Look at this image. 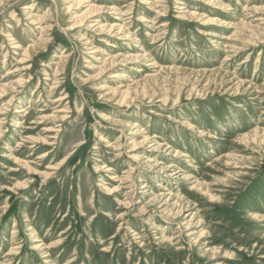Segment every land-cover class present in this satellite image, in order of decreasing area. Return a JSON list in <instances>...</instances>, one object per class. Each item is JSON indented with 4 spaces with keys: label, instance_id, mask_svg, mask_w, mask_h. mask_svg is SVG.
Here are the masks:
<instances>
[{
    "label": "rangeland",
    "instance_id": "obj_1",
    "mask_svg": "<svg viewBox=\"0 0 264 264\" xmlns=\"http://www.w3.org/2000/svg\"><path fill=\"white\" fill-rule=\"evenodd\" d=\"M0 264H264V0H0Z\"/></svg>",
    "mask_w": 264,
    "mask_h": 264
},
{
    "label": "bare ground",
    "instance_id": "obj_2",
    "mask_svg": "<svg viewBox=\"0 0 264 264\" xmlns=\"http://www.w3.org/2000/svg\"><path fill=\"white\" fill-rule=\"evenodd\" d=\"M71 8V7H70ZM30 17V16H29ZM125 76H127V75H123V78L125 77ZM22 111V110H21ZM152 149V148H151ZM171 176V175H170ZM145 211V210H144ZM143 213V212H142ZM165 214V213H164Z\"/></svg>",
    "mask_w": 264,
    "mask_h": 264
}]
</instances>
